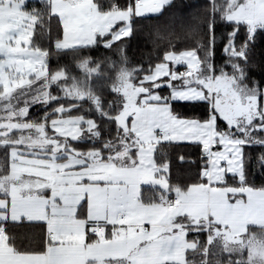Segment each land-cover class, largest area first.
<instances>
[{
	"label": "snow or ice",
	"instance_id": "obj_1",
	"mask_svg": "<svg viewBox=\"0 0 264 264\" xmlns=\"http://www.w3.org/2000/svg\"><path fill=\"white\" fill-rule=\"evenodd\" d=\"M36 4L38 23L30 15L0 34V264H88L81 248L113 242L123 252L103 256L109 264H195L188 245L201 234L199 264H219L212 248L222 237V247L238 246L226 253L229 264H264V235L251 234L264 230V219L244 215L250 197L264 196V59L253 58L258 41L264 45V0ZM164 16V28L153 26L159 55L138 64L130 82L120 73L119 87L109 89L119 101L108 102L107 115L83 107L87 80L73 77L66 87L67 69L48 66L52 50L120 49L142 20ZM77 66L85 76L100 74L91 57ZM127 145L131 162L152 177L138 188L107 175ZM165 145L190 150L177 160L195 180L178 191L171 161L167 172L154 167ZM149 186L164 193L154 203L144 199ZM202 188L227 191H195ZM155 207L161 216L143 215ZM24 226L34 229L27 241H41L35 251L17 244L13 229Z\"/></svg>",
	"mask_w": 264,
	"mask_h": 264
},
{
	"label": "trees",
	"instance_id": "obj_2",
	"mask_svg": "<svg viewBox=\"0 0 264 264\" xmlns=\"http://www.w3.org/2000/svg\"><path fill=\"white\" fill-rule=\"evenodd\" d=\"M178 2L195 3L196 0H178ZM28 4L29 7H26V10L37 19L36 23H38L39 17L33 14L37 11L36 1L29 2ZM168 23L169 18L167 16L160 17L159 19L152 18L149 20H142L137 26L138 31L136 35L128 42L129 45H122L120 49L113 48L112 50H108L101 44L93 48H84L78 51L69 50L57 52L52 50L48 56V66L51 70L62 68L67 69L68 80L66 87H71L73 77L77 80H87L89 82V88L81 93L85 94V97L82 98L85 101L83 107L92 109L93 113L96 111H104V114L107 115L105 110L109 107L108 102L113 100L119 101V97H113L109 89L112 87H118L119 75L121 72L126 73L127 75H132L135 78L137 72L136 66L138 64L143 63L147 65L149 61H154L156 59L159 55V50H154L153 26L159 25L161 28H164ZM51 26L53 33L55 34L58 28L57 22L53 20ZM37 31H39V29H37ZM41 43H44L45 46H47L46 40L41 39ZM258 45L259 46L255 49L253 58L261 60L264 59V45H260L259 41ZM161 47H163V45H161ZM83 57H91L93 61L100 62L101 67L99 69V75H84L77 66L79 59ZM109 65H111V67H109ZM93 98L96 99L97 102H95ZM115 110L116 108L113 106L111 111L114 112ZM33 112L38 113V107L34 108ZM115 144L116 142L114 140L108 142V145L113 147V151H116ZM189 151V149L181 148L176 145H165L155 154V163L158 169L165 167L168 169L169 161H171L172 188L175 191L180 190L182 186H186L195 180V170L188 164H180L177 160L178 155L182 153L184 154V158L188 159L189 157L187 156V153ZM261 179L260 176H257L255 183H261ZM163 195L164 193L161 192L159 188L149 186L145 190L144 199L146 201L150 200L154 203L158 196ZM13 231L20 236L22 242L18 240L17 244L22 248H25L28 251H35L40 247V240L29 242L25 239V237L30 235L34 229L24 226L16 227ZM204 239V235L201 234L199 240L196 241V244H202ZM190 240H196L195 235L190 236ZM197 250L203 249L197 247ZM115 264H122V262L115 261Z\"/></svg>",
	"mask_w": 264,
	"mask_h": 264
},
{
	"label": "rangeland",
	"instance_id": "obj_3",
	"mask_svg": "<svg viewBox=\"0 0 264 264\" xmlns=\"http://www.w3.org/2000/svg\"><path fill=\"white\" fill-rule=\"evenodd\" d=\"M36 0H2V3H0V16H3L4 22L0 23V34L7 32L9 29H14L18 23H22L23 19L25 17H29L31 15V22L32 24H36L37 19L26 10L25 4L29 2H34ZM11 20L12 22L9 23L8 21ZM129 82L134 78L132 75H128ZM119 87V85H118ZM117 87V88H118ZM73 91H76L75 89ZM85 94H81V99L84 98ZM87 96V95H86ZM95 102H97L96 99L93 98ZM122 142V141H121ZM131 145H127L124 149L117 152L115 157V163H112V161H109V167L107 168V175L112 178L119 180L121 182H126L129 185L139 187V183L143 180H151L152 177L146 172L141 171L139 168H137L136 165H134L132 161V157L127 154V148H130ZM151 147H154L151 145ZM154 167L159 170L156 166V163L154 162ZM165 171L167 170V167L163 168ZM161 181H163L165 184L166 178L161 177ZM161 181H156V184H160ZM200 190V189H196ZM203 192H205V188H202ZM252 235H264V233H260L257 231H254L251 233ZM226 244V238H221L216 241L212 248L213 256L211 259L215 261H219V264H229V257L226 255L228 251H238V246L234 243H227L226 247H222V245ZM95 247V245H94ZM110 247V248H108ZM91 248L87 249V252H85V255H88ZM196 249V261L195 264H199L202 257L199 256V253L202 250ZM123 250L121 247V244L119 242H113L111 244L103 243L100 245V248L97 249V254L93 260L96 264H108L107 260L103 259V256L106 255H112L114 257L120 256L122 254ZM192 255V254H190ZM179 258V257H178Z\"/></svg>",
	"mask_w": 264,
	"mask_h": 264
},
{
	"label": "crops",
	"instance_id": "obj_4",
	"mask_svg": "<svg viewBox=\"0 0 264 264\" xmlns=\"http://www.w3.org/2000/svg\"><path fill=\"white\" fill-rule=\"evenodd\" d=\"M153 146H154L153 148H155V145H153ZM165 172H167V170ZM163 177L166 178V175H164ZM166 182H167V178H166ZM195 191H197V192H203V190H201V189L200 190H195ZM206 191H212L216 195L223 196L224 193L227 190H222V189H212V190H209V189H206L205 192ZM250 198L253 199L255 203H254L253 206H250L247 209H245L244 215L251 214V215H253L255 217H259L261 219H264V196H252ZM143 215L145 217L158 218L159 216L162 215V212H161V210H160L159 207H155V208H149V209H147L143 213ZM254 231H257V232H260V233L262 232V234L264 233V230H261V229L251 230V233L254 232ZM188 247H190V248H196V244H189ZM88 248H91L90 249V252L87 255L88 257H90L88 264H96L95 261L93 260V258H95L96 255H98L96 252H97V249L100 248V245H95V247H94V245H90V246H88ZM108 248H110V247H108ZM81 251L87 252V250H85L84 248H81ZM116 262H121V261L116 260ZM107 263L109 264L108 261H107Z\"/></svg>",
	"mask_w": 264,
	"mask_h": 264
}]
</instances>
